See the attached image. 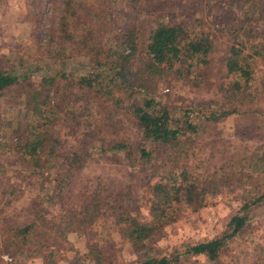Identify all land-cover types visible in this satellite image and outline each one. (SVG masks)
<instances>
[{
    "label": "trees",
    "instance_id": "trees-1",
    "mask_svg": "<svg viewBox=\"0 0 264 264\" xmlns=\"http://www.w3.org/2000/svg\"><path fill=\"white\" fill-rule=\"evenodd\" d=\"M46 2L56 23L52 29L74 36L59 38L71 39L84 52L87 71L71 79L63 66L53 67L34 80L44 61H17L16 67L0 61V96L19 92L11 114H0V264H16L36 230L43 233L57 225L82 237L89 248L86 258L98 264L101 248L93 243L91 229L106 214L113 217V230L134 248L135 264H178L196 255L217 260L244 230L264 193L244 202L225 231L212 238L172 250L154 242L176 208L196 211L209 199L207 177H201L206 170L189 167L180 161L182 155L231 116L264 114L254 104L264 96V0H126L137 15L148 18L145 38L131 22L108 42L97 41L88 27H74L72 5L81 7L87 0ZM42 38L39 48L51 47L55 37ZM180 82L212 91V96L181 104L182 98H159L163 84L177 88ZM114 114L129 118L139 130L135 145L101 138L100 118L112 123ZM119 153L132 165L148 166V218L138 206L111 200L99 183L83 187L79 172L84 163L115 162ZM162 155L167 161L152 166ZM26 179H37L43 189L24 207L28 216L14 220L4 208L19 199ZM2 252L11 260H4ZM254 264H264L263 258Z\"/></svg>",
    "mask_w": 264,
    "mask_h": 264
},
{
    "label": "rangeland",
    "instance_id": "rangeland-1",
    "mask_svg": "<svg viewBox=\"0 0 264 264\" xmlns=\"http://www.w3.org/2000/svg\"><path fill=\"white\" fill-rule=\"evenodd\" d=\"M84 3L81 7L72 5L69 13L74 17V27L80 24L81 27L90 28L97 41L108 42L121 27L131 22L138 26L141 40L145 38L148 18L143 13L137 15L126 0L111 5L103 2V6L94 4V0ZM64 8L62 4L60 14H63ZM51 14L46 0H0V61L4 66L16 67L17 61L34 65L35 61L42 60L45 67L40 62L44 69L34 73V80L43 73H49L53 67L63 66L64 73L71 79H77L86 73L87 59L84 52L77 50L71 39L59 38L74 36L52 29V26L56 27V23ZM48 30L51 34H47ZM46 35L55 37L51 47L39 48L38 40H43L42 37ZM177 86L174 88L163 84L157 91L159 98L174 102L182 98L181 104L187 103L188 99L209 98L213 93L197 90L183 82ZM18 94L13 89L0 96V114H11L10 107L13 111V106H16L13 101ZM254 104L264 108V96ZM114 115L112 123L105 117L100 118L101 138L135 145L139 139V130L129 118ZM263 126L264 114L260 117L250 114L231 116L200 138L188 149L186 155H182L181 162L187 163L196 171L206 170L201 177H207L209 199L196 211L186 206L176 208L174 218L154 242L155 247L183 249L186 244L223 233L230 216L244 202L264 193ZM119 154L115 162L91 159L84 163L79 172L83 187L99 183L107 190L111 200H123L126 204H133V207L138 206L141 215L148 218V206L145 204L149 196L148 166L137 163L132 165L125 160L123 154ZM166 161L167 155H162L151 165H162ZM30 180L26 179L23 183L20 197L14 205L4 208L14 220L23 221L28 216L24 207L40 194L42 186L39 187L36 182L38 180ZM93 188L95 187L90 189ZM72 199L77 201L78 197L77 200L75 197ZM251 209V218L244 230L227 243L225 252L217 260L210 261L203 255L185 256L178 264H254L258 257L264 260V199ZM98 238L102 239V243ZM91 239L93 243H97L98 250L101 248V255L97 254L98 264H135L134 248L119 232L113 230L111 215L98 218L91 229ZM80 240L83 241V238L79 239L75 233L67 231L61 225L44 229L43 233L36 230L26 241L27 253L19 256L16 264H43V261L46 264H96L86 258L89 248L83 246ZM2 258L11 260L5 252H2Z\"/></svg>",
    "mask_w": 264,
    "mask_h": 264
}]
</instances>
